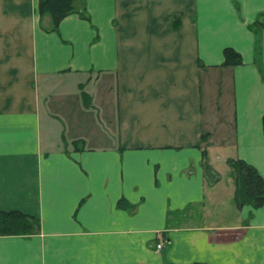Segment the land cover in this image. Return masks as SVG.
I'll return each mask as SVG.
<instances>
[{
    "label": "crops",
    "instance_id": "obj_1",
    "mask_svg": "<svg viewBox=\"0 0 264 264\" xmlns=\"http://www.w3.org/2000/svg\"><path fill=\"white\" fill-rule=\"evenodd\" d=\"M76 2L0 0V264H264V0Z\"/></svg>",
    "mask_w": 264,
    "mask_h": 264
},
{
    "label": "trees",
    "instance_id": "obj_2",
    "mask_svg": "<svg viewBox=\"0 0 264 264\" xmlns=\"http://www.w3.org/2000/svg\"><path fill=\"white\" fill-rule=\"evenodd\" d=\"M83 4L76 0H38V14L48 15L51 20L50 32H57L59 22L68 15L77 14L87 20ZM225 65H238L240 56L231 49L223 51ZM264 131V114L262 116ZM235 173L234 201L238 209L245 205L259 208L264 205V184L257 171L241 160L229 162ZM206 167V166H205ZM39 219L18 211H0V236H30L39 232ZM200 264V263H195Z\"/></svg>",
    "mask_w": 264,
    "mask_h": 264
},
{
    "label": "rangeland",
    "instance_id": "obj_3",
    "mask_svg": "<svg viewBox=\"0 0 264 264\" xmlns=\"http://www.w3.org/2000/svg\"><path fill=\"white\" fill-rule=\"evenodd\" d=\"M50 98H51V102H53L55 97L54 96H50Z\"/></svg>",
    "mask_w": 264,
    "mask_h": 264
},
{
    "label": "built area",
    "instance_id": "obj_4",
    "mask_svg": "<svg viewBox=\"0 0 264 264\" xmlns=\"http://www.w3.org/2000/svg\"><path fill=\"white\" fill-rule=\"evenodd\" d=\"M156 247H157V249H160V248H161V245H160V244H158Z\"/></svg>",
    "mask_w": 264,
    "mask_h": 264
}]
</instances>
